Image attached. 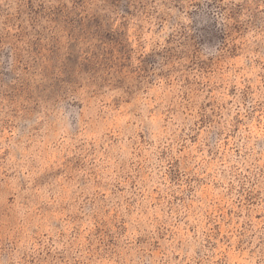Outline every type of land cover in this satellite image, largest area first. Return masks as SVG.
Instances as JSON below:
<instances>
[{
	"label": "clouds",
	"instance_id": "clouds-1",
	"mask_svg": "<svg viewBox=\"0 0 264 264\" xmlns=\"http://www.w3.org/2000/svg\"><path fill=\"white\" fill-rule=\"evenodd\" d=\"M0 264H264V0H0Z\"/></svg>",
	"mask_w": 264,
	"mask_h": 264
}]
</instances>
